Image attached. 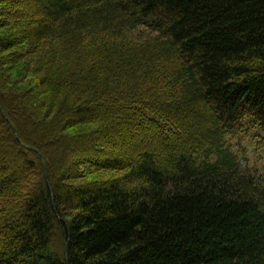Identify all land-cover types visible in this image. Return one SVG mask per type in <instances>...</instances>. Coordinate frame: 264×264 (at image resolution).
Instances as JSON below:
<instances>
[{
    "label": "trees",
    "instance_id": "trees-1",
    "mask_svg": "<svg viewBox=\"0 0 264 264\" xmlns=\"http://www.w3.org/2000/svg\"><path fill=\"white\" fill-rule=\"evenodd\" d=\"M250 127L264 0H0V264H264Z\"/></svg>",
    "mask_w": 264,
    "mask_h": 264
},
{
    "label": "rangeland",
    "instance_id": "rangeland-1",
    "mask_svg": "<svg viewBox=\"0 0 264 264\" xmlns=\"http://www.w3.org/2000/svg\"><path fill=\"white\" fill-rule=\"evenodd\" d=\"M256 129L250 127L234 136V150L241 158V166L254 175L264 178V142L257 136Z\"/></svg>",
    "mask_w": 264,
    "mask_h": 264
},
{
    "label": "water",
    "instance_id": "water-1",
    "mask_svg": "<svg viewBox=\"0 0 264 264\" xmlns=\"http://www.w3.org/2000/svg\"><path fill=\"white\" fill-rule=\"evenodd\" d=\"M43 166H44V168H45V163L43 162Z\"/></svg>",
    "mask_w": 264,
    "mask_h": 264
}]
</instances>
